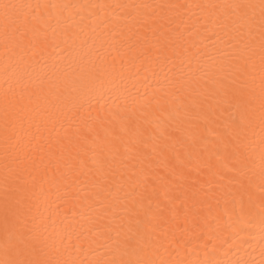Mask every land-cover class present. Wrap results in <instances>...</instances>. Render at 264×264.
Returning <instances> with one entry per match:
<instances>
[{"label":"bare ground","instance_id":"obj_1","mask_svg":"<svg viewBox=\"0 0 264 264\" xmlns=\"http://www.w3.org/2000/svg\"><path fill=\"white\" fill-rule=\"evenodd\" d=\"M17 2L77 7L58 17L59 26L53 21L55 34L46 28L32 44L25 41L23 50L8 55L0 28V255L5 175L3 97L9 86L4 69L6 63H17L30 64L29 71L42 77L44 83L35 89L39 98L22 121H15L19 143L12 155L18 153L23 161L22 182L27 183L29 194L34 193L32 212L49 215L59 228L68 226L74 243L79 234L84 241L80 258L105 259L108 242L104 234L111 229L115 237L117 231H126L135 219L129 211L134 208L142 224L152 231V239L163 245L160 253L166 259L177 258L176 245L169 243L176 237L185 242L179 249L180 259L264 264L259 227L252 228L250 234H232L227 226L235 187L227 178H212L205 163L207 153L198 138L187 143H177L174 138L191 129L187 122L181 123L183 113L177 119L166 115L184 98L169 80L187 73V62L181 65L183 57L169 62L158 56L167 39L165 34L176 30L188 44L195 42L196 47L207 50L216 47L204 38L212 25L207 23L205 28L201 10L187 6L238 0ZM174 4L186 7H123ZM92 5L108 7L98 11ZM39 12L46 19L56 10L42 7ZM194 30L200 35L190 36ZM192 67H196L195 60ZM10 82L19 92L22 82ZM53 83L61 86L54 88ZM178 125L180 130L176 131ZM199 126L204 128L203 122ZM215 127L208 125L209 130ZM204 135L214 139L210 131ZM259 184L257 170L252 183L256 194ZM145 209L151 210L148 219L156 218L152 225L147 224ZM218 221L222 231L217 230ZM210 240L216 244L214 252ZM89 241L95 243L89 247Z\"/></svg>","mask_w":264,"mask_h":264},{"label":"snow or ice","instance_id":"obj_2","mask_svg":"<svg viewBox=\"0 0 264 264\" xmlns=\"http://www.w3.org/2000/svg\"><path fill=\"white\" fill-rule=\"evenodd\" d=\"M42 7L56 10L55 15L49 14L45 19L39 12ZM70 7L77 6H41L17 0H0V28L5 54L15 53L17 49L23 50L25 41L32 44L46 28H51L55 34L56 26L61 23L58 17L63 16ZM91 7L99 11L108 6ZM123 7L179 10L186 6ZM187 7L201 10L206 21L204 27H207V23L212 25L204 38L217 46L207 50L196 47L195 42L188 44L179 30L174 34H165L167 39L158 50V56L169 62L183 57L180 63L184 65L186 61L189 69L187 73L181 72L175 81L169 80V84L178 93L182 92L184 98L166 115L170 119H177L183 113L181 123L187 122L191 129L188 133L175 136L176 142H195L198 138L207 153L205 163L212 178L219 177L221 181L227 178L228 184L235 187L227 226L232 229V234H250L252 228L259 227L261 253L264 255V0H259L258 3L238 0ZM179 15L178 12L177 16ZM194 34L200 35L195 30L189 32L190 36ZM72 59L75 60L76 56H72ZM194 60L196 67H192ZM30 68V64L21 66L6 63L4 69L5 83L9 86L3 97L5 175L0 264H228L227 261L213 259L178 258L179 249L185 242L178 241L176 237L169 243L176 245L174 250L177 251V258H164L160 253L163 245L152 239V231L142 224L134 208L129 211L135 219L130 220L126 231H117L115 237L111 236V229L108 234H104V239L108 242L106 258L86 261L80 258V254L84 252V241L79 234H76L74 243L73 232L68 230V226L59 228L49 215L34 214V193L29 194L27 183L22 182L23 161L18 153L12 155L19 143L14 133L15 121H22L35 99L39 98L35 89L44 83L42 77H34ZM12 80L22 82L19 92L12 87ZM60 86V83L52 84L54 88ZM201 122L204 128H200ZM210 124H215L216 127L209 130ZM179 130L178 125L176 131ZM205 131H210L214 139L204 135ZM257 170L260 178L259 194L252 190ZM245 176L246 181L243 179ZM35 207L38 212L40 205ZM150 211L144 210L148 225H152L153 219H156H148ZM222 229L223 225L218 221L217 230ZM93 243L95 241H89L88 246L91 247ZM209 243L214 252L215 242L210 240ZM164 250L168 252L167 248Z\"/></svg>","mask_w":264,"mask_h":264}]
</instances>
